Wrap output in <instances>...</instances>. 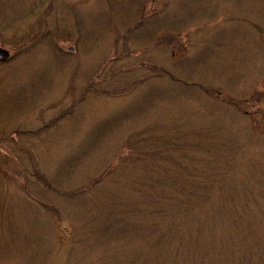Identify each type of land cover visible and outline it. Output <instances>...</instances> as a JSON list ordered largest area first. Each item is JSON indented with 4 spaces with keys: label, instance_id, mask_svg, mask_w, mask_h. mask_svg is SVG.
Listing matches in <instances>:
<instances>
[{
    "label": "rangeland",
    "instance_id": "rangeland-1",
    "mask_svg": "<svg viewBox=\"0 0 264 264\" xmlns=\"http://www.w3.org/2000/svg\"><path fill=\"white\" fill-rule=\"evenodd\" d=\"M0 47V264H264V0H0ZM201 164L243 236L196 204L117 230L134 179L163 209L149 177Z\"/></svg>",
    "mask_w": 264,
    "mask_h": 264
},
{
    "label": "trees",
    "instance_id": "trees-1",
    "mask_svg": "<svg viewBox=\"0 0 264 264\" xmlns=\"http://www.w3.org/2000/svg\"><path fill=\"white\" fill-rule=\"evenodd\" d=\"M141 21L143 20H138V22L135 24V27H137L138 23H140ZM199 142L200 141H198L197 143ZM182 155L186 156L187 153H184L183 151ZM201 159L202 157H199L195 160L200 161ZM178 163H181V161H179ZM201 166V171H193L192 169H189L187 171V168L183 169L187 172L168 169L164 172V174L160 176L151 175V177H149H155V179H153L158 185L170 181L173 183V186L176 187V201L173 200L172 203L170 202L171 193L161 195V201L164 202L163 209H157L156 202L158 201V198L156 196H153V193L149 192L148 186L145 187V197L143 199L138 198V195L142 194V191L139 184L134 179V185L131 187L130 190L131 192H133V198L128 199L126 196V199L124 201L128 202H126L125 205L120 207L122 208L121 213H117V219H119L117 223H120L118 226L116 224L117 230L124 233L126 232L132 237L138 236L143 233V225L147 226L148 224H153L156 220H154V218L160 216V218H163L164 221L168 220L174 223H170L168 227V232L163 230V234L173 237L179 236V234H177L178 231L175 230L176 227L182 221L178 216L179 213L182 209H186L187 207L191 208V205L196 204V206L194 207H196L198 211L203 214L202 218L204 220L211 219V217H216L218 220L213 221L214 226L219 225L220 227H223V229L227 228L230 220L231 225L234 227V229L241 236H243V231H239V228L241 219L244 218V212L246 211L244 201L241 202V196H236L234 194V190L236 189L233 188L230 184H228L225 175H218L214 174L213 172L211 173L210 168L206 169L203 164H201ZM112 169L113 168H110L108 170V173H110ZM34 176L40 185L47 186L49 188H56L52 183L51 179L48 177V175L40 168L38 163H36L35 165ZM96 181H99V177L93 179L92 183L94 184ZM146 181V183H151L149 179ZM85 184L87 185L77 188L73 192L77 191L78 193H82L90 185L88 183ZM152 185L155 187L156 184H154V182L152 181ZM61 192L69 194L65 190ZM246 194L247 193L243 192L242 198H244ZM151 204L155 206L152 207ZM158 210L160 211V213H158ZM229 210L233 211V215L231 216V218L229 217V215H225V213H227V211ZM113 213L110 212L107 216H113ZM145 215H147L149 219V221L147 222L143 221ZM195 216L196 218H201V215L199 216L198 214H195ZM151 221H153V223H151ZM210 224L211 223H208L209 226ZM227 235H225V237ZM200 261L202 260H199L198 264L200 263Z\"/></svg>",
    "mask_w": 264,
    "mask_h": 264
},
{
    "label": "water",
    "instance_id": "water-1",
    "mask_svg": "<svg viewBox=\"0 0 264 264\" xmlns=\"http://www.w3.org/2000/svg\"><path fill=\"white\" fill-rule=\"evenodd\" d=\"M3 53H6V49L0 47V56H1Z\"/></svg>",
    "mask_w": 264,
    "mask_h": 264
}]
</instances>
